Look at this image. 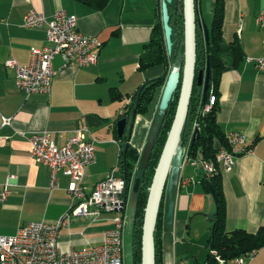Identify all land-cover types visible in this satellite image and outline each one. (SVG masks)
I'll list each match as a JSON object with an SVG mask.
<instances>
[{"label": "crops", "instance_id": "0c3cea01", "mask_svg": "<svg viewBox=\"0 0 264 264\" xmlns=\"http://www.w3.org/2000/svg\"><path fill=\"white\" fill-rule=\"evenodd\" d=\"M206 1L214 0L203 2ZM223 1L225 40L240 41L244 59L219 78L220 107L216 117L226 135L240 132L246 138V147H253V151L237 158L232 170L221 171L226 226L228 231L244 229L256 233L264 226V70L254 60L264 52V28L256 26L264 0ZM159 3L161 0H109L103 9L95 10L77 0H0V188L8 183L10 191L7 199L0 201V235H13L28 222L56 221L74 201L67 188L70 176L60 171L57 185L52 187L50 168L34 160L28 135L47 131L62 146L77 128L89 126V115H96L103 123L89 126L97 142L96 160L85 173L87 192L118 168L121 137L117 121L129 111L133 96L142 86L166 71L163 64L140 67V55L158 22ZM58 9L75 15L82 32L103 42L97 63L81 67L55 56L57 74L50 92L27 95L16 87L15 69L7 66L6 61L15 58L20 64H28L32 52L48 44L46 26H27L24 16L35 10L51 20ZM163 87L157 89L148 111L137 113L131 133L132 110L128 114L124 135L140 157L146 149L149 157L161 128L163 116L158 106ZM3 117L12 118L11 124L3 125ZM187 156V151L174 156V212L172 223H168V207L165 209L160 264H176L182 258H188V264L207 263L206 246L217 211L216 202L202 182L206 173L199 157ZM147 157L143 169L135 171L136 177L144 170ZM111 217L112 214L104 213L99 221L90 217L73 219L70 227L59 230L60 248L66 251L70 247L86 248L101 243L107 229L104 224L111 222ZM198 244L203 245V251L196 247ZM225 264L237 262L229 258ZM247 264H264V246Z\"/></svg>", "mask_w": 264, "mask_h": 264}, {"label": "built area", "instance_id": "2783aa9c", "mask_svg": "<svg viewBox=\"0 0 264 264\" xmlns=\"http://www.w3.org/2000/svg\"><path fill=\"white\" fill-rule=\"evenodd\" d=\"M258 13L256 26L264 28V9ZM77 19L64 9H58L51 20L45 13L35 10L24 16V24L27 26H46L48 44L41 50L33 51L28 64H20L15 58L7 59V66L15 69L16 87L27 95L50 92L57 74L53 58L58 55L65 63H74L81 67L97 63L103 42L95 35L82 32ZM254 61L264 70V52ZM216 101V94L212 92L202 114L211 112ZM11 120L12 118L3 117V125L11 124ZM198 126L197 121L194 122L193 130H197ZM50 136L47 131L28 135L31 155L37 163L50 168L52 187L57 185V174L60 171L70 176L71 182L67 188L74 201L56 221L28 222L13 235H0V264H125V216L122 212L126 210L128 200L125 196L126 178L119 173V168H114L91 192H87L84 187L85 173L87 167L96 160L94 147L97 138L92 129L89 126L77 128L62 146L57 145ZM227 136L228 145L220 147L216 161H198L206 176L211 179L221 174L222 169L232 170L240 155L253 151V147H246L244 134L232 131ZM9 192L7 183L0 188V201H5ZM104 213L112 214L114 226L104 231L101 243L86 248L70 247L66 251L60 248L57 239L61 228L70 227L75 218L102 220ZM258 251L259 249H253L241 257H235V260L237 264H247V260L252 259ZM217 259L219 264L226 263V259ZM188 263V258L176 261V264Z\"/></svg>", "mask_w": 264, "mask_h": 264}, {"label": "trees", "instance_id": "16d2710c", "mask_svg": "<svg viewBox=\"0 0 264 264\" xmlns=\"http://www.w3.org/2000/svg\"><path fill=\"white\" fill-rule=\"evenodd\" d=\"M88 4L95 10H101L108 4L109 0H77ZM204 0L198 1L202 13L198 14L199 19L203 17L206 11V2ZM162 2V1H161ZM183 0H172L169 3L170 13V25L173 29L172 52H168L164 26L162 21L161 4L159 6L158 22L153 29L150 42L146 45L145 52L140 55V67L141 69L153 67L156 65L163 64L166 67V71L160 77L152 80H148L143 90H140L135 96H133L132 108L135 106L134 103L138 99V113H146L149 106L153 102L157 89L163 87L166 83L167 76L171 71L170 66L175 65L177 62L179 53L184 50V16L183 15ZM211 9L213 13V21L209 27L210 39L209 42L206 40V34L202 26L198 27V48H197V70L210 69V77L208 88L204 93L202 86L195 83L193 95L191 98V104L187 121L182 131L181 143L184 147H187L188 157L197 158L200 157L202 160H214L216 161V155L223 145H228V136L220 130V125L217 120V114L219 111V94L218 86L220 77L227 69L237 67L244 59L243 47L238 40L227 41L224 36V17H225V3L223 0L211 1ZM184 53V52H183ZM182 53V54H183ZM216 94L217 101L214 104L211 112L202 114V109L209 102L211 93ZM176 93V100L170 103V106L163 116L160 131L158 136L152 145L149 157H147V163L144 170L140 174L142 179L141 187L138 192L136 201V210L134 214V232H133V250H134V264H141L142 260V232H143V221L145 214V206L147 203L148 192L150 183L152 182L153 175L159 157L161 156L164 144L166 142L168 132L173 123L175 116L179 90ZM127 114H130L127 113ZM121 115L120 118L125 116ZM199 124L197 130H193L194 122ZM194 132H193V131ZM121 151L119 156L118 168L119 173L127 180V188L125 191L126 198L130 190V184L135 180L136 168L139 162L140 154L139 151L128 143V138L124 135L120 138ZM128 145V146H127ZM125 146H127L126 158H125ZM206 186L207 193L214 192L213 195L216 198V215L213 219L214 228L210 233V237L207 241L208 258L206 264H219L218 257L222 259H229L238 257L253 249H259L264 246V226L260 227L256 233L246 232L244 229H235L232 231L227 230L226 219H227V205L223 191L222 175L219 174L211 178L204 176L202 179ZM166 195V192H165ZM164 197V196H163ZM128 199V198H127ZM166 201L165 197L161 203L159 209V216L157 220V226L155 230V243H156V264H160V235L162 232L163 221L165 220L166 214Z\"/></svg>", "mask_w": 264, "mask_h": 264}, {"label": "water", "instance_id": "95a60500", "mask_svg": "<svg viewBox=\"0 0 264 264\" xmlns=\"http://www.w3.org/2000/svg\"><path fill=\"white\" fill-rule=\"evenodd\" d=\"M161 12L162 21L165 32V39L168 48V52L171 53L173 49L172 34L173 29L170 25V13H169V3L172 0H161ZM200 0H183V15L184 16V58L182 66H175L171 69L167 76V80L164 87L161 101H160V111L162 116H164L170 106V103L176 100V93L179 90V98L177 103V108L174 116L173 123L168 132L164 148L162 150L161 156L159 157V162L155 169L152 182L150 183L147 203L145 206V214L143 221V232H142V260L141 264H156V243H155V230L157 226V220L161 208V203L163 201V196L165 192L168 194V213L167 221L172 223L173 212H174V198H173V185H174V171L173 163L174 156L179 152L180 148L183 147L181 143L182 131L186 124V117H188L191 98L193 95V90L195 83L202 86L204 93L208 88L210 69L197 70V48H198V27L202 26L206 34V40L209 42L210 39V29L207 27V23L203 20V17L199 19V15L202 13L201 6L199 4ZM206 9L208 12H212L211 2L206 1ZM145 87L142 86L141 90ZM129 107V112L132 110V127L130 133L132 132L134 120L137 116L138 99ZM126 113L119 121H117L118 134L122 137L125 133L128 114ZM88 125L90 127H98L103 122L96 115H89L87 117ZM198 135L199 131L197 130ZM130 133L129 137H130ZM128 146V145H127ZM127 146H125V158ZM142 179L140 176L135 177L133 190L135 193L139 192L140 184ZM213 191L212 194L213 195ZM216 202V198L213 195ZM214 228V223H213Z\"/></svg>", "mask_w": 264, "mask_h": 264}, {"label": "rangeland", "instance_id": "374dc122", "mask_svg": "<svg viewBox=\"0 0 264 264\" xmlns=\"http://www.w3.org/2000/svg\"><path fill=\"white\" fill-rule=\"evenodd\" d=\"M205 18H206V23L207 24H210L212 23L213 21V13L212 12H208L207 9L205 11ZM184 52V50L182 49L181 50V53H179V56H178V59H177V62L175 63L176 66L180 67L182 66L183 64V58H184V54H182ZM100 142V141H98ZM180 152H184L187 151V147H181ZM147 149L145 152L142 153L141 157L139 158V162H138V167L136 168V170L140 171L143 169L144 167V164H145V161H146V157H147ZM200 160V157L197 158ZM133 185H134V180L133 182L130 184V190H129V193H128V200H127V206H126V210H124V212H122V214L125 216V226H124V263L125 264H134V248H133V239H134V235H133V232H134V214H135V211L136 210V201H137V196H138V193H135L134 190H133ZM141 187V185H140ZM140 190V189H139ZM168 194H167V191H166V195L164 196L165 197V201H166V208H167V205H168ZM197 222V221H196ZM114 222H109L107 224H104V226L106 228H111L113 227ZM194 226H196V224H194ZM199 227V230H200V227L201 225H197ZM202 228V227H201ZM198 235V234H197ZM196 237V236H195ZM200 236H198L197 238H199ZM198 249L200 250H204V247L203 245L199 246H196ZM202 248V249H201Z\"/></svg>", "mask_w": 264, "mask_h": 264}]
</instances>
